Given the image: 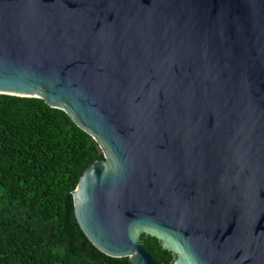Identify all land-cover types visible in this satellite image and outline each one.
Instances as JSON below:
<instances>
[{"label":"water","instance_id":"water-1","mask_svg":"<svg viewBox=\"0 0 264 264\" xmlns=\"http://www.w3.org/2000/svg\"><path fill=\"white\" fill-rule=\"evenodd\" d=\"M0 94L99 144L70 195L102 253L264 264V0H0Z\"/></svg>","mask_w":264,"mask_h":264},{"label":"trees","instance_id":"trees-1","mask_svg":"<svg viewBox=\"0 0 264 264\" xmlns=\"http://www.w3.org/2000/svg\"><path fill=\"white\" fill-rule=\"evenodd\" d=\"M104 160L65 112L0 94V264H131L97 249L76 219L70 193ZM142 246L162 264L177 258L156 236L144 233Z\"/></svg>","mask_w":264,"mask_h":264}]
</instances>
